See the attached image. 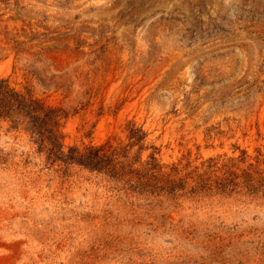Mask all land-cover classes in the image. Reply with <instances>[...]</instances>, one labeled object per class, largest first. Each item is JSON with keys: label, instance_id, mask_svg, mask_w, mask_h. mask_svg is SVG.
Wrapping results in <instances>:
<instances>
[{"label": "rangeland", "instance_id": "obj_1", "mask_svg": "<svg viewBox=\"0 0 264 264\" xmlns=\"http://www.w3.org/2000/svg\"><path fill=\"white\" fill-rule=\"evenodd\" d=\"M1 79L107 157L0 118V264H264V0H0Z\"/></svg>", "mask_w": 264, "mask_h": 264}, {"label": "trees", "instance_id": "obj_2", "mask_svg": "<svg viewBox=\"0 0 264 264\" xmlns=\"http://www.w3.org/2000/svg\"><path fill=\"white\" fill-rule=\"evenodd\" d=\"M62 111L60 109L45 106L41 101L34 99L28 90L25 93L15 91L9 87L8 80H0V118L15 119L14 125L19 122H26V128L32 134L41 138V144L49 143L51 146V155L61 156L64 160H70L82 165L97 167L104 164L106 155H102L101 148H93L88 154L79 157L75 155H62L57 146V136L55 128L58 126L59 117ZM70 153H75L71 150Z\"/></svg>", "mask_w": 264, "mask_h": 264}]
</instances>
